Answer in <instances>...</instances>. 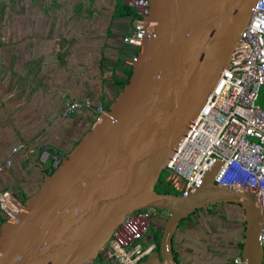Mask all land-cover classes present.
Segmentation results:
<instances>
[{"label":"water","instance_id":"obj_1","mask_svg":"<svg viewBox=\"0 0 264 264\" xmlns=\"http://www.w3.org/2000/svg\"><path fill=\"white\" fill-rule=\"evenodd\" d=\"M255 0H149L131 73L111 103L0 224V264H87L133 211L163 209L158 250L138 264H179V223L212 203L245 213L241 258L263 264L262 211L253 192L214 180L188 195L155 189L161 171L229 63Z\"/></svg>","mask_w":264,"mask_h":264},{"label":"crops","instance_id":"obj_2","mask_svg":"<svg viewBox=\"0 0 264 264\" xmlns=\"http://www.w3.org/2000/svg\"><path fill=\"white\" fill-rule=\"evenodd\" d=\"M123 5L132 7L129 0H0V193L8 190L16 205L51 169L42 154L60 160L94 121L90 109L63 117L64 102L89 98L104 109L127 81L138 46L123 41L134 22ZM189 217L172 239L179 264H237L241 205L212 203ZM157 226L155 216L150 228ZM156 235L148 231L145 242L156 248Z\"/></svg>","mask_w":264,"mask_h":264},{"label":"built area","instance_id":"obj_3","mask_svg":"<svg viewBox=\"0 0 264 264\" xmlns=\"http://www.w3.org/2000/svg\"><path fill=\"white\" fill-rule=\"evenodd\" d=\"M135 10L133 26L123 41L139 47L149 33L144 18L149 12V0H129ZM138 60L134 55L130 64ZM264 92V0H255L247 25L240 31L229 63L224 67L208 98L201 106L175 151L167 162L172 186L179 194H190L206 172L217 166L214 180L253 192L262 211L259 241L264 245V104L257 100ZM264 98V96H263ZM80 109H90L95 116L103 107L89 98L66 100L61 115L68 117ZM21 144L13 148L15 152ZM51 156L52 167L60 160ZM6 160L4 166H10ZM3 165H0V173ZM234 171L238 176L227 178ZM0 209L7 219L14 218L18 206L8 190L0 193ZM153 221L150 208L133 211L113 230L97 257L87 264H138L155 247L145 242ZM245 264L241 257L234 259Z\"/></svg>","mask_w":264,"mask_h":264},{"label":"rangeland","instance_id":"obj_4","mask_svg":"<svg viewBox=\"0 0 264 264\" xmlns=\"http://www.w3.org/2000/svg\"><path fill=\"white\" fill-rule=\"evenodd\" d=\"M260 93H261V97L259 98V100H257V103H259L260 105H263L264 104V98H263V96H264V92L261 90L260 91ZM160 180L162 181H170V172H169V170H167L166 168H164L162 171H161V173H160ZM161 182H159L157 185H156V190L157 191H159V192H163V191H165V190H169V191H171L172 190V188L169 186V185H165L164 187L163 186H161V184H160ZM175 189V188H174ZM177 190V189H176ZM151 211H153V209L151 210ZM160 211H164V214L167 216V212L165 211V210H163V209H161ZM160 211H158V210H154L153 211V216H155V214H154V212H160ZM163 213V212H162ZM162 219H164L163 217H161ZM190 218V217H189ZM182 222V221H181ZM156 233L157 234V236H161V230H156V229H154V228H149V233ZM147 259V256L142 260V261H145Z\"/></svg>","mask_w":264,"mask_h":264},{"label":"trees","instance_id":"obj_5","mask_svg":"<svg viewBox=\"0 0 264 264\" xmlns=\"http://www.w3.org/2000/svg\"><path fill=\"white\" fill-rule=\"evenodd\" d=\"M123 7H125V8H127V14L129 15V16H131L132 18H135L136 17V13H135V10L132 8V7H128V6H126V5H123ZM130 73H131V67H130V69H129V75H130ZM53 169H54V167H51V169L49 170V172H51V171H53ZM159 182H161L160 184H161V186H165V185H169L171 188H172V190L171 191H169V190H165V191H163V192H172V193H176V194H179L180 193V191H178V190H176V189H174V187L172 186V184H171V181H161L160 180V177H159V180H158V183ZM157 183V184H158ZM156 189V188H155ZM151 209V208H150ZM152 210V209H151ZM155 210H161V209H159V208H156ZM155 239H156V241H157V248H158V245H159V239H160V237L159 236H155Z\"/></svg>","mask_w":264,"mask_h":264},{"label":"flooded vegetation","instance_id":"obj_6","mask_svg":"<svg viewBox=\"0 0 264 264\" xmlns=\"http://www.w3.org/2000/svg\"><path fill=\"white\" fill-rule=\"evenodd\" d=\"M155 209H153V211H154ZM160 211V210H159ZM200 211V210H199ZM163 212V214H164V211H160V212H154V214H155V216H156V220H157V222H158V226H157V228H156V230H161V228H162V225H163V219H161V217L159 216L161 213ZM156 213H158V216L156 215ZM155 216H153V219L155 218ZM164 216H166L165 214H164ZM155 248V247H154ZM157 249V247L154 249V250H156Z\"/></svg>","mask_w":264,"mask_h":264},{"label":"clouds","instance_id":"obj_7","mask_svg":"<svg viewBox=\"0 0 264 264\" xmlns=\"http://www.w3.org/2000/svg\"><path fill=\"white\" fill-rule=\"evenodd\" d=\"M232 175L235 176V177L238 176V174H237L236 172H234V171L231 170V172L227 173V176H226V177L229 178V177H231ZM233 176H232V177H233ZM262 246H263V245H262Z\"/></svg>","mask_w":264,"mask_h":264},{"label":"bare ground","instance_id":"obj_8","mask_svg":"<svg viewBox=\"0 0 264 264\" xmlns=\"http://www.w3.org/2000/svg\"><path fill=\"white\" fill-rule=\"evenodd\" d=\"M233 176V175H232ZM235 177V176H234ZM233 178V177H232Z\"/></svg>","mask_w":264,"mask_h":264}]
</instances>
